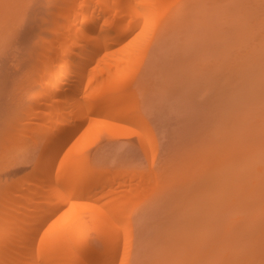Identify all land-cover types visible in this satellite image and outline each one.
Wrapping results in <instances>:
<instances>
[{
	"label": "rangeland",
	"instance_id": "374dc122",
	"mask_svg": "<svg viewBox=\"0 0 264 264\" xmlns=\"http://www.w3.org/2000/svg\"><path fill=\"white\" fill-rule=\"evenodd\" d=\"M173 1L146 26L127 68L138 130L120 136L126 118L91 112L57 158L79 144L97 173L146 176L132 180L126 206L127 264H264V0ZM46 4L0 0V191L31 178L48 126L24 111L29 88L40 89L37 63L52 29L33 20L51 19ZM72 78L66 92L82 102L87 77ZM70 96L58 103L71 108Z\"/></svg>",
	"mask_w": 264,
	"mask_h": 264
},
{
	"label": "bare ground",
	"instance_id": "6f19581e",
	"mask_svg": "<svg viewBox=\"0 0 264 264\" xmlns=\"http://www.w3.org/2000/svg\"><path fill=\"white\" fill-rule=\"evenodd\" d=\"M172 1L47 0L44 12L51 16L50 21L32 17L35 24L54 32L50 31L53 35L49 34L51 37H47L45 47L40 49L41 57L37 55L40 59L37 66L40 65L35 81L40 89L29 88L31 95L24 111L29 114L26 116H46L48 126L41 130L42 145L32 157L35 163L31 178L13 188L2 185L0 264H127L124 252L130 246L127 239L131 222L126 206L136 193L132 192L135 188L132 180L137 178L143 182L146 176L126 170L110 175L97 173L86 159L84 146L79 144L68 150L62 159L58 160L57 156L80 122L90 118L91 112L113 120H118L117 116L126 118L123 123L127 120L132 126L128 128L127 122L125 126L117 121L118 126L125 127L123 130L122 126L119 135L135 134L133 126L142 120L135 113L138 98L133 93L135 90L128 88L133 77L129 76L127 68L141 46L146 26ZM28 50L34 55L30 52L34 49ZM29 53L27 56H31ZM94 57L97 59L93 61ZM72 77L76 81L87 77L83 85L87 91L84 89L81 96L84 104H80L83 101L79 102L76 95L77 99L73 96L72 102V96L66 92ZM66 96H70L69 101L74 104L71 108L64 104L68 100ZM58 97H65L63 104L58 103ZM52 101L57 105L53 111L49 109ZM36 104L51 112L40 110ZM131 107L136 108L134 112ZM32 142L36 146L38 140ZM6 165L4 161L0 167ZM87 201L88 207H85ZM65 204L67 209L50 221V216Z\"/></svg>",
	"mask_w": 264,
	"mask_h": 264
}]
</instances>
